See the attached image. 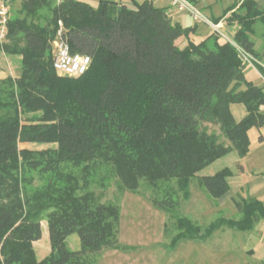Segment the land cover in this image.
Masks as SVG:
<instances>
[{
	"label": "trees",
	"instance_id": "1",
	"mask_svg": "<svg viewBox=\"0 0 264 264\" xmlns=\"http://www.w3.org/2000/svg\"><path fill=\"white\" fill-rule=\"evenodd\" d=\"M14 1L0 41V51L20 59L19 73L0 82L6 91L0 97V264H96L105 249H135L117 239L119 202H102L82 190L101 164L111 167L122 190L166 212L163 235L170 224L179 229L170 247L180 239L205 238L222 225L250 231L264 220V204L245 197L235 202L239 217L219 215L203 231L185 216L169 221L181 191L190 197L197 172L231 151L244 157L249 131L264 124L262 88L245 78L246 65L232 43L213 34L180 47L176 39L193 28L173 23L150 0H99L96 7L81 0H17L12 11ZM234 7L223 15L230 11L226 23L235 43L264 59V47L256 49L249 36L264 23V7L257 0ZM58 20L71 52L90 57L79 75H60L52 66ZM232 105H241L244 114L235 116ZM203 122L217 125L226 141ZM21 142L54 146L32 150L20 148ZM64 163L81 166L82 182L60 170ZM27 170L49 172L63 184L28 195ZM231 172L223 167L198 182L217 199L229 190ZM170 180L178 184L175 193L141 190L142 184L154 190ZM48 209L50 249L39 260L33 243L41 238V212ZM73 233L79 239L75 250L65 244Z\"/></svg>",
	"mask_w": 264,
	"mask_h": 264
},
{
	"label": "rangeland",
	"instance_id": "2",
	"mask_svg": "<svg viewBox=\"0 0 264 264\" xmlns=\"http://www.w3.org/2000/svg\"><path fill=\"white\" fill-rule=\"evenodd\" d=\"M85 1L95 6V0ZM232 1L234 0H216L215 8L220 11L222 7H225V5H228ZM18 4L19 2L17 0L13 2L12 11L17 9ZM263 32L264 23L257 24L255 26V32L249 34L250 39L255 43V48L258 50H262L264 47L262 38ZM233 42L235 43L234 40ZM257 60L259 63H256L257 65L254 64V66L259 72L264 73V59ZM258 66H261L262 69ZM245 69L247 77L251 78L254 83L259 84L261 82L257 71L252 66L246 65ZM19 70V57L0 51V82L7 75L16 76ZM3 88H5V85L0 84V97L5 98L6 91L2 90ZM234 106L242 107L241 105ZM233 112L235 113V109ZM201 125L209 130L215 131L217 134L219 133L218 127L215 124L203 122ZM219 140L226 141L222 136L220 137V135ZM53 146V144L19 143L20 148L32 150H40ZM256 147V145H253V149ZM235 156V151H231L199 170L196 176L189 182L188 191H190V197L184 199L182 196L183 191H181V196L179 194L180 201L178 207L172 213L173 216L171 215L169 221H173L177 215L185 216L194 220L195 223L201 227V231H203L211 221L221 215L222 213L217 212L216 200L211 198L199 184L198 177L212 174L223 167H232L233 169L235 167ZM60 170L62 172L72 173L79 182H82L81 176L83 172L81 166H73L70 163H64L61 165ZM26 175L31 178V181L25 184V190L28 195H31L37 190L45 189V187L49 186L51 183H53L54 186H62L63 184L61 180L56 179L54 174L49 172L42 173L38 170H27ZM244 180L246 182L245 188L249 185L250 190H253L256 186L252 184L260 182L262 179L255 175L251 176V173L248 171L247 175L244 176ZM177 185L175 180L161 181L154 190L152 187L147 186V184H142L141 190L144 193H150L151 191H155L153 193L156 194L164 193V191L175 193V188L178 187ZM82 190L92 191L102 202H119L120 213L117 239L120 244L134 246L136 250L128 252L122 250L117 252V255L113 257L106 255L105 260H108L110 263H106L105 260L101 258V255H99L95 262L96 264H264V252L261 243L263 235L259 231L262 224H264V220L259 221V223L256 224V229L254 227L250 231H238L226 225H222L219 229L213 230L209 236L202 238V240L193 241L180 239L174 246L170 247V240L179 231L178 227L175 226V223L170 224L168 233L164 236L162 223H160L161 220H159V217L158 219L156 217L159 213H153V210L150 209L152 204L141 195L128 190H122L117 184L110 166L101 164L93 168L87 178L86 186ZM225 206H227L230 211H234L232 202L229 200ZM49 210L50 209L41 212V238L33 243L36 257L39 260L42 259L50 249L45 217ZM157 210L161 212L160 209L157 208ZM163 237H166V239ZM65 244L70 249H78L79 239L77 234L73 233L67 236ZM250 248L255 249V256H250L247 253V250ZM225 250H228V255L224 254Z\"/></svg>",
	"mask_w": 264,
	"mask_h": 264
},
{
	"label": "crops",
	"instance_id": "3",
	"mask_svg": "<svg viewBox=\"0 0 264 264\" xmlns=\"http://www.w3.org/2000/svg\"><path fill=\"white\" fill-rule=\"evenodd\" d=\"M81 1L89 3L85 0H81ZM98 1L99 0H95V2H96L95 6H93L92 3H89V4L93 7H96L98 4ZM115 1H120V2L126 3V4L130 3V0H115ZM136 1L141 2L143 0H136ZM150 1L155 6L164 8L168 17L170 18V20L173 23H178L182 27L193 28L192 32H190L188 34V37L180 36L179 38L176 39L175 42L180 47L184 46L187 43V40H190L194 43H199L200 41L204 40L206 37L213 35V34L215 35L212 28L207 23H205V22H194L192 20V18L187 13H182V12H179L177 9H175L170 4L169 0H150ZM190 1L193 4H195L200 10H202L203 13L206 15V17L210 21H213V22H214L215 18L222 16L223 13L227 9L231 8L232 6H235L234 8H236L241 2V0H234L231 3H229L228 5H225V7H222L220 9V11H218L215 8L216 0H190ZM257 2L262 7H264V0H257ZM229 13H230V11L227 12L225 15H223L220 18V20L216 23L221 24V29L230 38V40L233 41L234 40L233 26L226 23V17L229 15ZM219 40H221V39H219ZM245 68H246V66H245ZM245 68L243 70L245 78L248 81H251L253 84L261 86L262 85V78L260 77L259 70L256 67H253L257 71V73L260 77V81H261L259 84H256L253 82V80L251 78L247 77V75L245 73V70H246ZM231 107H232V111L235 109L236 114L233 112L235 114V116L239 117V116L244 114L243 107L234 106V105H232ZM261 109L264 112V105L261 106ZM249 136H250L249 151L242 158H239L236 155L234 158L235 167L233 169H232V167H229L232 170L231 174L227 177V181L229 183V190L227 191V193H225L220 198L215 199L216 200L215 202L217 203L216 205L218 208L217 212L222 213L221 215L223 217H226V218H232V217L237 218V217H239V212L237 210L235 202L239 201L245 197H255L264 204V124L258 128H252L249 131ZM253 145H256L257 147L255 149H253ZM237 162L240 164L241 168L238 167ZM248 171L251 173V176L255 175L256 177H260L262 179L260 182H255L254 184H252V185L256 186L253 190H250V187L248 184H247L248 187L245 188L246 182L244 180V176L247 175ZM228 200L230 202H232V205L234 207L233 212L230 211L227 206H225V204L227 203ZM152 206H150V209L153 210V213H156V212L159 213V215L157 214L158 216L156 215V217H157V219L159 217V220H161L160 223H162V230H163V226H164V222H165V219L167 217V214L165 211L160 209V211L163 213L162 214L161 212H159L157 210V208H155V206H153L154 208ZM223 213H225L226 215ZM255 229H256V225H255ZM259 231L263 235V239H262L261 243H262V250L264 252V224H262ZM187 240H190V239H187ZM192 240L197 241V240H202V238L192 239ZM120 251H122V250L105 249L100 253V255H101V258L105 260L106 255H108L109 257H111V256L113 257V256L117 255V252H120ZM128 251H136V250L131 249ZM128 251H124V252H128ZM247 253L250 256L256 255V251L253 248L248 249ZM224 254L228 255L229 254L228 250H225ZM105 262L110 263L108 260H105Z\"/></svg>",
	"mask_w": 264,
	"mask_h": 264
},
{
	"label": "built area",
	"instance_id": "4",
	"mask_svg": "<svg viewBox=\"0 0 264 264\" xmlns=\"http://www.w3.org/2000/svg\"><path fill=\"white\" fill-rule=\"evenodd\" d=\"M64 0H55L56 3ZM170 4L179 12L187 13L194 22H205L213 30V32L224 41L232 43L239 51L242 61L245 65L255 67L254 64L259 61L241 49L234 43L221 29L220 23H213L206 15L190 0H169ZM11 0H0V41H2L7 34V23L10 17ZM53 56L52 66L60 75L76 76L85 72L90 64V57L80 52H71L69 44L63 38V24L60 20L57 22L55 36L52 41ZM262 78V92L264 95V73L259 72Z\"/></svg>",
	"mask_w": 264,
	"mask_h": 264
}]
</instances>
